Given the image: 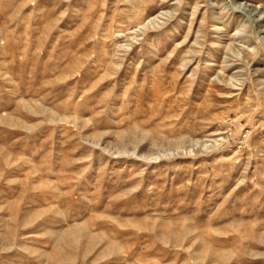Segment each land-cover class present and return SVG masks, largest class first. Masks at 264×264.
<instances>
[{"label":"rangeland","instance_id":"rangeland-1","mask_svg":"<svg viewBox=\"0 0 264 264\" xmlns=\"http://www.w3.org/2000/svg\"><path fill=\"white\" fill-rule=\"evenodd\" d=\"M0 264H264V0H0Z\"/></svg>","mask_w":264,"mask_h":264},{"label":"bare ground","instance_id":"bare-ground-1","mask_svg":"<svg viewBox=\"0 0 264 264\" xmlns=\"http://www.w3.org/2000/svg\"><path fill=\"white\" fill-rule=\"evenodd\" d=\"M133 1V0H132ZM139 2V1H138ZM147 2V1H146ZM138 4V3H137ZM140 5V4H139ZM173 14L172 12H159L150 19H148L138 30L140 31L143 28H151L153 26H158L163 24L165 20L169 19ZM199 44V43H198ZM213 142V141H212ZM218 143V142H217ZM215 144V143H214Z\"/></svg>","mask_w":264,"mask_h":264}]
</instances>
